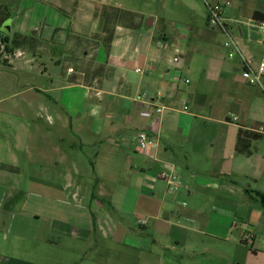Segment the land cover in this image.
<instances>
[{"label":"crops","instance_id":"crops-1","mask_svg":"<svg viewBox=\"0 0 264 264\" xmlns=\"http://www.w3.org/2000/svg\"><path fill=\"white\" fill-rule=\"evenodd\" d=\"M206 1L221 7L240 53L257 70L264 0ZM46 3L51 7L26 15L16 32L1 31L0 73L31 63L25 50L55 67L66 53L78 65L61 75L40 64L48 88L10 90L16 97L31 89L72 91L81 99L0 100V264H155L150 260L165 253L181 264H264V140L251 143L249 156L235 150L240 129L264 126V96L242 79L226 36L207 28L205 3L182 2L201 7V26L192 25L191 8V25L181 31L123 8L124 0ZM111 9L133 17L121 14L107 35ZM174 43L184 54L167 77ZM145 97L150 106L142 112L137 100ZM183 105L186 112L176 111ZM141 131L156 138L155 147H134ZM162 170L182 182L177 192L158 179Z\"/></svg>","mask_w":264,"mask_h":264},{"label":"rangeland","instance_id":"rangeland-1","mask_svg":"<svg viewBox=\"0 0 264 264\" xmlns=\"http://www.w3.org/2000/svg\"><path fill=\"white\" fill-rule=\"evenodd\" d=\"M190 5H196L199 4L203 7L204 0H186ZM209 1V0H208ZM46 2L48 0H0V33L1 31L5 32V34H8L9 31L16 32V26L18 27L19 24L25 21V16L30 15L31 13H35L37 10H40L41 7H51ZM182 2L184 0H124V4L132 11L136 12H142L144 13L143 18L156 15L160 20H158V25H166L170 27V24L173 23L176 28H178L180 31L184 30V28L187 25H191L190 16H192V9H195L194 18H193V26H201V23L199 21L198 13L199 9L201 7H184ZM192 8V9H191ZM191 9V10H190ZM113 16V15H112ZM137 17L142 18L137 15ZM109 27H111L109 25ZM108 27V29H110ZM10 28V30H9ZM108 35V30H107ZM40 47L39 44H34V47L32 45H29L30 49H35L37 47ZM36 50V49H35ZM25 53V54H24ZM23 54L28 57V59H31V63H29L27 66L23 67V69L19 68H8V67H2L3 69L8 70L6 74L0 73V84L6 87V90H0V100L4 99L10 102L15 101H22L25 99L27 95V99L31 101H48L47 95L50 94L52 96H57L61 101H68V102H75L78 101V96L74 95V92L72 91H49V92H36L34 90H29L27 93L16 97L15 91L10 90V86H12V89H15L16 87L23 85L25 86L28 84L29 86H39L40 87H47L49 86V79L47 75H41V63H44L47 67V73L52 74L57 72L61 75V72H66L68 66H72L73 64L78 65L76 61H71L69 59H66L67 56L66 53L62 54V61L61 66L55 67L49 62V58H42L39 57H33L31 55V52L24 51ZM53 79V78H52ZM57 79L55 78V86L57 85ZM13 95V96H12ZM10 96H12L10 98ZM74 99V100H73ZM69 106V104H68ZM71 106H69L70 108ZM68 108V110H69ZM70 114V113H68ZM14 126V125H13ZM8 132V131H7ZM15 134V131H14ZM65 138H71L69 133L61 132ZM89 150H85V153H89ZM81 157V156H79ZM64 207V206H63ZM158 240V246L162 244ZM134 239H130V242L132 243ZM148 243L147 241H144ZM144 250V249H142ZM135 255L141 256L143 254V251L140 250H134L133 251ZM99 251H95L92 253L93 260H98ZM171 253H165L163 256L161 254V258H153L150 261L155 264H181L182 262L180 260H176L170 257ZM87 262L86 259H84V262L82 261V264H85ZM80 264V263H78ZM106 264H116L114 260L110 258V260Z\"/></svg>","mask_w":264,"mask_h":264},{"label":"built area","instance_id":"built-area-1","mask_svg":"<svg viewBox=\"0 0 264 264\" xmlns=\"http://www.w3.org/2000/svg\"><path fill=\"white\" fill-rule=\"evenodd\" d=\"M204 3L208 11L206 19L207 28L210 30H219L226 36L224 46L231 50L229 57H233V55H237L239 57V65L241 68L240 73L242 79L248 86L257 88L264 96V59L260 61L257 70H253L250 67L248 60H246L244 56L240 53L234 39L229 33L225 20L222 17L221 7L219 5L212 6L208 4L206 0H204ZM256 25L260 30L264 31V21H257ZM170 51L172 52V55L169 60V64L163 73V75H166L167 77L171 76L172 73L176 70V66L181 61L184 54V50L180 43L172 44ZM135 72L138 74L144 73V71L140 68H136ZM185 83H189V81L185 80ZM157 96L160 97L161 94H157ZM137 102H139L138 106L142 112L147 111L150 106V100H148V98L146 97L143 100H137ZM162 110V107H156L154 109L156 114H160ZM187 110L188 107L186 105H183L182 110L176 111L186 112ZM232 121L236 122V118H232ZM251 131L259 134L260 137L264 140L263 125H259L253 128ZM132 143L137 150H143L146 148L155 147L157 140L155 137L150 136L148 133L141 131L133 136ZM158 179L165 184L167 191L170 193H175L182 187V182L179 180V178L173 171L162 170L158 175ZM248 238L249 237H246L245 239Z\"/></svg>","mask_w":264,"mask_h":264},{"label":"trees","instance_id":"trees-1","mask_svg":"<svg viewBox=\"0 0 264 264\" xmlns=\"http://www.w3.org/2000/svg\"><path fill=\"white\" fill-rule=\"evenodd\" d=\"M122 13H120V11L118 9H111V12L109 14H107L105 16V24H104V31L107 33H110L111 28L109 27L114 25V23H116L121 16ZM113 15V16H112ZM123 16H125V18H130L133 17L132 13H123ZM108 27L110 29H108ZM111 38V35H109V39ZM18 38H15L12 41V44L14 46H18L20 44L19 40H17ZM258 138H260V135L257 133H254L251 130H245V129H240L238 131L237 134V141H236V146H235V150L238 154L240 155H244V156H249L251 154V143L255 140H257ZM263 199V197H260Z\"/></svg>","mask_w":264,"mask_h":264},{"label":"water","instance_id":"water-1","mask_svg":"<svg viewBox=\"0 0 264 264\" xmlns=\"http://www.w3.org/2000/svg\"><path fill=\"white\" fill-rule=\"evenodd\" d=\"M148 21H150V20H148ZM147 26H149V24H147Z\"/></svg>","mask_w":264,"mask_h":264}]
</instances>
